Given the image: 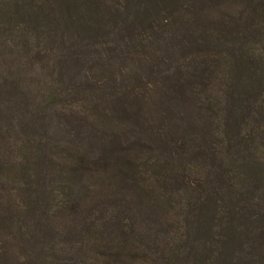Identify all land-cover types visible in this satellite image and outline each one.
I'll use <instances>...</instances> for the list:
<instances>
[{
	"label": "trees",
	"instance_id": "trees-1",
	"mask_svg": "<svg viewBox=\"0 0 264 264\" xmlns=\"http://www.w3.org/2000/svg\"><path fill=\"white\" fill-rule=\"evenodd\" d=\"M0 264H264V0H0Z\"/></svg>",
	"mask_w": 264,
	"mask_h": 264
}]
</instances>
